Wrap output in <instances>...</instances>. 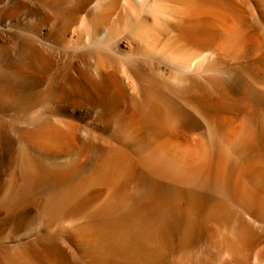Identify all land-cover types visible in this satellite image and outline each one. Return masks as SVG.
<instances>
[{
  "label": "bare ground",
  "instance_id": "bare-ground-1",
  "mask_svg": "<svg viewBox=\"0 0 264 264\" xmlns=\"http://www.w3.org/2000/svg\"><path fill=\"white\" fill-rule=\"evenodd\" d=\"M0 264H264V0H0Z\"/></svg>",
  "mask_w": 264,
  "mask_h": 264
}]
</instances>
